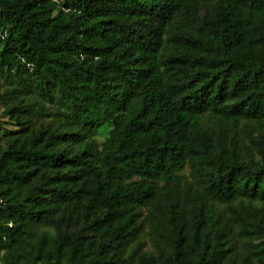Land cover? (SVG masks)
Wrapping results in <instances>:
<instances>
[{"label": "trees", "instance_id": "16d2710c", "mask_svg": "<svg viewBox=\"0 0 264 264\" xmlns=\"http://www.w3.org/2000/svg\"><path fill=\"white\" fill-rule=\"evenodd\" d=\"M0 74L7 99L54 109L3 135L0 264H264V219L247 223L262 207L233 203L264 202V143L242 160L203 125L264 129V0H0ZM188 164L201 205L169 251L126 252L159 181ZM232 222L251 256H231Z\"/></svg>", "mask_w": 264, "mask_h": 264}, {"label": "rangeland", "instance_id": "374dc122", "mask_svg": "<svg viewBox=\"0 0 264 264\" xmlns=\"http://www.w3.org/2000/svg\"><path fill=\"white\" fill-rule=\"evenodd\" d=\"M9 87V83L5 82L3 75L0 74V144L4 141L3 135L5 132L14 131L19 127V123L16 120L17 116L22 119L27 115L26 117L30 119L31 124H38L49 119L51 117L49 114L54 112L50 103L41 102L33 94L25 96L21 103L17 98L7 99L5 92ZM16 102L19 104V108L15 112H10L9 106ZM23 107L27 109L25 114L21 110ZM205 121L206 123L203 125H205L213 139L219 140L228 151L233 144L242 160L249 161L251 157L260 158L263 150L261 146L264 143V129L262 130L255 120H250L249 122L241 121L238 126H234L232 122L225 123L223 120L213 118H207ZM105 135L106 128L101 126L99 132L93 137L94 142L99 145ZM179 173L181 175L179 185L165 182L164 180L159 181L160 196L156 201L141 209L142 213L139 216V220L142 221V226L126 252L138 247L143 251L153 253L156 257L168 252V239L173 234V226L184 218L188 220L190 218L189 210H192L194 206L201 205V201L195 193L200 190L201 186L199 176L195 170L188 164ZM249 202L248 199H242L233 203L238 211L242 212L241 208L243 206L252 210L256 215L258 214L257 208L262 207L261 217L257 215V219L253 217L247 221L250 225L260 219H264V202L257 199ZM205 203V208H203L205 213L210 208L214 215L221 213L223 218L230 217L228 204L209 201ZM232 224V232L227 243L230 246L231 256L238 260L245 255L251 256L252 249H248L249 237L239 235V222H232ZM47 230H51V228L47 227Z\"/></svg>", "mask_w": 264, "mask_h": 264}, {"label": "built area", "instance_id": "2783aa9c", "mask_svg": "<svg viewBox=\"0 0 264 264\" xmlns=\"http://www.w3.org/2000/svg\"><path fill=\"white\" fill-rule=\"evenodd\" d=\"M5 34H6V32L4 31V32H2V34H1V35H2V36H4Z\"/></svg>", "mask_w": 264, "mask_h": 264}]
</instances>
